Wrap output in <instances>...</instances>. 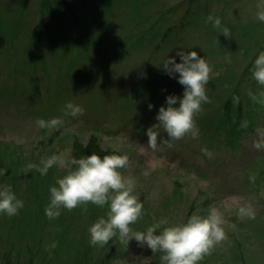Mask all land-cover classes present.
Wrapping results in <instances>:
<instances>
[{
	"label": "rangeland",
	"instance_id": "obj_1",
	"mask_svg": "<svg viewBox=\"0 0 264 264\" xmlns=\"http://www.w3.org/2000/svg\"><path fill=\"white\" fill-rule=\"evenodd\" d=\"M67 1L81 15L80 26H75L69 15L63 18L61 33L55 29V36L43 37L40 48L33 54L35 62L29 51L20 48L22 37L11 48L5 42L0 44V170L6 171L0 176V185H10L24 203L33 183L38 184L39 191L58 186L56 182L44 183V186L35 182L36 170H29L27 166L38 165L43 157L52 155H62L68 161L72 140L86 141L90 134H95L104 148L129 157L130 165L122 172L136 181L134 194L143 203L145 212L143 219L131 226L134 231H146L166 219L168 224L158 230L162 231L163 227L186 223L193 214L206 216L211 207H216L225 219L223 227L228 240L199 264H264V189L255 192L251 187L245 188L239 179L245 166L260 158L262 150L252 146L255 135L237 160L222 168L203 157L201 149L206 144L201 139L202 125H198V139L185 137L170 141L171 147L163 145L155 151L148 147L146 135L150 127L159 123L156 116L161 106L167 107L166 97H183L184 86L178 83L179 74L170 78L163 70V61L175 57L180 63L176 53L182 50L196 51L201 58L210 53L207 62L223 63L222 56L229 54H222L224 48L209 43L217 30L211 23H205L206 18L213 15L221 22L230 19L254 29L264 25L256 19L259 0ZM39 2L0 0V22L9 24L16 10L25 3L21 28L26 30L28 22L32 25L39 20ZM193 4L201 10L186 15ZM162 16L166 19L164 26L185 21L187 28L175 43L171 41L154 56L152 74L147 76L149 51L158 39L153 44L145 40L141 44L138 39L149 28L155 32V22L160 23ZM126 37L129 40L126 52L113 59L115 45ZM229 63L228 67L217 70L241 75L248 61L238 56L234 63ZM245 90L250 91L248 84ZM67 102L83 107L85 114L65 117L62 110ZM149 104L154 105L151 110ZM174 107H179V103ZM52 118H63L65 123L55 130L58 137L50 142L47 138L53 130L40 129L35 122ZM159 131L168 139L163 129ZM52 170L55 181L69 171L59 166ZM248 205L254 209L255 219L239 216V207ZM108 210L106 205L96 216L91 214L87 218L76 214L71 241L83 255L82 264H163L161 253L153 254L147 245L140 247L135 240L128 248L120 244L118 237L103 248L92 246L89 228L100 217L106 218ZM5 216L0 213L1 263L2 252L13 247L7 242L8 226L2 225L6 223ZM46 223L41 222L45 232L55 226L54 220ZM75 248L65 246L60 264L74 263Z\"/></svg>",
	"mask_w": 264,
	"mask_h": 264
},
{
	"label": "clouds",
	"instance_id": "obj_2",
	"mask_svg": "<svg viewBox=\"0 0 264 264\" xmlns=\"http://www.w3.org/2000/svg\"><path fill=\"white\" fill-rule=\"evenodd\" d=\"M256 19L264 22V0H259L256 5ZM205 23H211L225 38L231 39L232 34L228 27L222 26L219 17L209 15ZM219 44V41H215ZM180 63L175 57H167L162 64L163 70L170 78L179 74L178 83L184 86L183 97L169 95L166 97L167 107L161 106L156 116L158 124L147 130L148 147L157 150L158 147L168 145L170 141H178L185 137L198 139L200 129L196 117L203 111L202 105L210 103L207 85L212 77L213 68L204 58L198 56L196 51H179L176 53ZM252 77L258 85L264 86V52H261L254 61ZM254 103L264 105V92L258 95L251 91L248 93ZM234 103H239V97H233ZM179 103V107H174ZM151 110L154 105H148ZM63 115L77 118L85 114V109L72 102H67L63 107ZM36 126L40 129L58 130L64 126L63 118L50 120L38 119ZM247 121L242 127L247 128ZM159 129H163L168 139H165ZM256 139L252 146L256 150H264V127L257 128L254 133ZM158 137L159 142H158ZM207 159L212 160L215 154L207 147L201 149ZM203 163V161H201ZM130 160L127 155H100L93 153L79 159L72 158L66 161L62 155H52L42 159L39 164H29L27 169H35L41 175H46L54 166L67 167L68 173L56 181L50 191V203L45 208L49 220L59 218L61 209L72 211L78 206L92 204L103 208L108 205L105 217H100L89 228L90 244L101 248L109 244L113 238L118 237L120 244L128 248L129 243L135 240L138 246L147 247L153 254L161 253L163 264H199L205 256H210L217 246L228 240L223 225L225 219L221 211L211 207L206 216L193 214L186 223L167 225L166 219L149 226L146 231H134L132 225L143 219L144 205L134 194L136 181L125 176L122 170L127 169ZM6 174L0 170V176ZM252 182L255 177H250ZM24 202L16 197L10 185H0V213L9 217L19 214ZM241 218L255 219L256 214L251 205L241 206L238 209ZM55 243L50 249H55Z\"/></svg>",
	"mask_w": 264,
	"mask_h": 264
},
{
	"label": "trees",
	"instance_id": "obj_3",
	"mask_svg": "<svg viewBox=\"0 0 264 264\" xmlns=\"http://www.w3.org/2000/svg\"><path fill=\"white\" fill-rule=\"evenodd\" d=\"M157 1L155 0V2ZM25 6V3H23L22 8L16 10L9 24L0 22V44L5 42L11 48L15 46L17 39L22 37L23 42L20 48H23L25 52L29 51L34 62L35 57L33 54L40 48L43 37L51 38V36H55V29L61 33V25L64 23L63 18L66 19L69 15L70 21L75 26H80L79 16L81 15L77 13V9H74L67 0H40L38 22L32 25L28 22L27 26L25 22L26 30H23L21 28V17L25 12ZM200 10V6H194L193 4L186 10V15ZM80 14H83L82 10ZM163 18L164 16L159 18L162 19L160 23L155 22V32H151L149 28L138 39L141 44H144V40L149 44H153L155 38L158 39L154 48L149 51V58L145 67L146 74L144 73L147 76L152 74L151 63L154 56L156 58L158 52L166 45H169L171 41L175 43L180 33L187 28L185 21L176 24L172 22L164 26L163 20L166 21V19ZM146 20H148V17ZM231 21L229 19L226 22H222V26L230 29L231 39L225 38L216 29L217 31L214 33L216 37L213 35L214 37L209 42L217 48H224L221 53L229 55L228 57L222 56L223 63L210 64L213 68V74L207 85L206 93L210 103L203 104V111L196 117L197 125L203 126L202 141L205 142L204 144H206L208 150L215 154L212 160L207 159L204 155L203 157L209 163H218L220 168L237 160L241 150L249 145L255 130L261 128L264 123V105L254 103L248 95L249 92L247 93L245 90L248 84L253 94L258 95L260 92H264V86L258 85L252 77L254 61L261 52H264V25L261 24L252 29L253 27L248 24L243 25ZM217 40L219 44L215 43ZM128 41L126 37L119 42L118 46L115 45V52L119 55L114 54L113 59L126 52V42ZM63 44L62 42V46H64ZM208 55L210 53H205L203 58L207 60L209 58ZM238 56L248 61L242 73H240L241 75H237L234 71L217 70L219 67H228L230 65L229 61L234 63L235 58ZM74 88H78V85L74 84ZM233 97H239L238 104L234 103ZM245 121H247V128L242 127ZM57 137L58 132L53 130L48 134L47 140L53 142ZM93 153L100 155L101 158L104 155H121L116 150L104 148L100 138L95 134H90L86 141L74 138L70 143L69 160L90 156ZM259 155V159L245 166L239 177L245 188L251 187L255 192H260L264 189V150ZM45 158H48V156L42 159ZM35 174L37 178H43V180L41 178L35 179V182L40 183L42 186H44V183L56 182L52 168L49 169L46 175H41L38 171ZM253 176L255 177L254 182L250 180V177ZM33 185L32 192H29V198L24 203V207L19 211V214L12 217L5 216L4 221L6 223L2 222L3 227L8 226L7 242H11L13 247L2 252L3 258L0 264H60L65 246L73 249L76 245V243L71 241L72 225L76 221V214L86 218L91 214L96 216L106 207V205L101 208L88 204L87 211L83 210V206H78L74 209L75 212H69L62 208L59 218L54 219L55 226L45 232L41 222H50L47 216L44 217L45 205L47 207L50 203V191H48L50 188H45V191H39L38 184L33 183ZM35 187H38V189L36 190ZM70 241L72 244L69 243ZM53 243L57 246L55 249H50V245ZM82 260V253L76 249L73 264H82Z\"/></svg>",
	"mask_w": 264,
	"mask_h": 264
}]
</instances>
